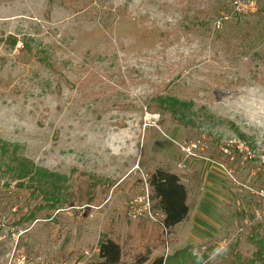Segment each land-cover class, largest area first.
<instances>
[{
    "label": "rangeland",
    "instance_id": "rangeland-1",
    "mask_svg": "<svg viewBox=\"0 0 264 264\" xmlns=\"http://www.w3.org/2000/svg\"><path fill=\"white\" fill-rule=\"evenodd\" d=\"M229 6L251 14L264 0H0V140L72 180L71 203L18 226L9 216L36 203L0 181V264H96L103 233L132 234L129 202L153 205L157 167L188 190L170 253L188 246L185 264L252 260L251 235L264 244V56L242 48L258 50L264 23L245 15L214 28ZM167 95L189 104L177 119L152 109ZM158 239L151 257L165 251ZM141 244H123V263Z\"/></svg>",
    "mask_w": 264,
    "mask_h": 264
},
{
    "label": "trees",
    "instance_id": "trees-1",
    "mask_svg": "<svg viewBox=\"0 0 264 264\" xmlns=\"http://www.w3.org/2000/svg\"><path fill=\"white\" fill-rule=\"evenodd\" d=\"M223 9L219 16L220 22L215 20L213 22L214 28L220 27V24L226 23L229 27H232L231 19H237L239 23L240 18L245 15H257L264 23V10L257 8L254 13L242 14L236 11L230 12ZM205 15L207 12H202ZM261 14V16H260ZM263 18V19H262ZM237 23L235 25H237ZM201 25L210 29L208 23H201ZM264 26V25H263ZM261 29H254L256 34H262L264 36V27ZM217 28L215 31H217ZM236 34L235 36H237ZM222 36V35H221ZM220 36V37H221ZM248 36H253L251 27L246 28L242 33V39ZM261 36V35H260ZM260 38L258 47L254 49L252 46H243L242 51L254 52L256 56H264V38ZM258 39V35L255 41ZM9 42L14 45L16 43L15 36L8 37ZM229 39H224L226 48H230ZM233 48L235 46H232ZM238 47L236 46L234 50ZM187 104L185 101L179 100L175 96L167 95L156 97L152 109L163 113L170 112L174 119L184 110H187ZM151 109V108H150ZM177 115V116H176ZM177 119V118H176ZM3 182V186L9 188L13 185L20 191H24L27 194L24 204L26 207L35 202L32 208H26V211L22 214H11L9 220L12 225L18 226L26 222L35 221L38 218L50 219L52 217V211H57L64 208L66 205L72 202V190H70V184L72 180L63 175H59L54 172H50L45 168L36 165L32 160L24 157L19 153L18 145L0 140V181ZM148 186L150 188V199L153 201L152 208L162 214V223L170 232L176 225L186 220L189 216L190 208L187 204L188 190L182 183L181 178L175 172L164 168L157 167L148 174L147 179ZM92 196L87 200L90 202ZM44 210V216L39 217L38 214ZM137 224L132 229L130 236L123 237L122 243L115 237H111L108 234L103 233L97 243V256L99 260L96 264H125L123 263V244L131 243L134 240H139L141 246L144 247L143 252H137L133 256V262L131 264H185L188 258L187 247L177 249L169 253L165 258L163 254H157L151 257L153 250L157 248L155 243L159 241L158 236L161 233V227L145 218H139L136 220ZM252 242L255 245V251L252 253V260L246 264H253L254 260L261 261L262 252L264 251V244L259 234L251 235ZM155 242V243H154Z\"/></svg>",
    "mask_w": 264,
    "mask_h": 264
},
{
    "label": "built area",
    "instance_id": "built-area-1",
    "mask_svg": "<svg viewBox=\"0 0 264 264\" xmlns=\"http://www.w3.org/2000/svg\"><path fill=\"white\" fill-rule=\"evenodd\" d=\"M252 5V4H250ZM237 11L241 13H247L248 10H243L237 8ZM127 216L131 220H137L139 218H145L150 220L151 222L157 223L161 227V235L165 246V251L163 253L164 258L170 253L169 251V238H168V229L162 223V214L155 211L152 208V205L149 202V199L142 200L140 197L134 199L133 201L129 202L127 208ZM61 264H66V262H62ZM73 264H81L80 262H76Z\"/></svg>",
    "mask_w": 264,
    "mask_h": 264
},
{
    "label": "crops",
    "instance_id": "crops-1",
    "mask_svg": "<svg viewBox=\"0 0 264 264\" xmlns=\"http://www.w3.org/2000/svg\"><path fill=\"white\" fill-rule=\"evenodd\" d=\"M182 222H183V221H182ZM182 222H181V223H182ZM178 225H179V224H178Z\"/></svg>",
    "mask_w": 264,
    "mask_h": 264
}]
</instances>
